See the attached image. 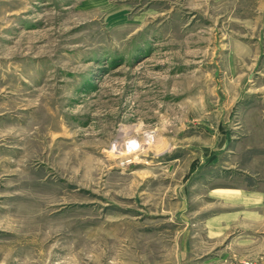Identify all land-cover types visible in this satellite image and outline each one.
Masks as SVG:
<instances>
[{
    "label": "rangeland",
    "instance_id": "obj_1",
    "mask_svg": "<svg viewBox=\"0 0 264 264\" xmlns=\"http://www.w3.org/2000/svg\"><path fill=\"white\" fill-rule=\"evenodd\" d=\"M219 210L264 254V0H0V264H175Z\"/></svg>",
    "mask_w": 264,
    "mask_h": 264
},
{
    "label": "crops",
    "instance_id": "obj_2",
    "mask_svg": "<svg viewBox=\"0 0 264 264\" xmlns=\"http://www.w3.org/2000/svg\"><path fill=\"white\" fill-rule=\"evenodd\" d=\"M217 200L229 203H236L235 197L229 198L224 195L223 191H216ZM229 198L228 200H226ZM234 212L231 211H215L209 213L207 211V218L202 222L204 225V233L202 239L207 242V249L201 254H195L191 250H185L182 254V259L178 258L175 264H228L233 260L249 261L253 264H264V254H260L259 240L253 235L248 234L246 237H233L234 228L236 225V218L230 216ZM259 219L250 217L248 225H256ZM198 224V220L194 221ZM188 224V223H187ZM198 235V234H197ZM263 252V251H262ZM180 252L177 256L179 257Z\"/></svg>",
    "mask_w": 264,
    "mask_h": 264
},
{
    "label": "bare ground",
    "instance_id": "obj_3",
    "mask_svg": "<svg viewBox=\"0 0 264 264\" xmlns=\"http://www.w3.org/2000/svg\"><path fill=\"white\" fill-rule=\"evenodd\" d=\"M132 142H133V140L131 141V143H132ZM131 145H132V147H134V144H133V143H132ZM131 145H130V146H131ZM129 148H130V147H129ZM131 149H132V148H131ZM131 149H126V150H131ZM135 149H136V148H135Z\"/></svg>",
    "mask_w": 264,
    "mask_h": 264
},
{
    "label": "built area",
    "instance_id": "obj_4",
    "mask_svg": "<svg viewBox=\"0 0 264 264\" xmlns=\"http://www.w3.org/2000/svg\"><path fill=\"white\" fill-rule=\"evenodd\" d=\"M240 264H250V263H248V262H244V263H240Z\"/></svg>",
    "mask_w": 264,
    "mask_h": 264
}]
</instances>
